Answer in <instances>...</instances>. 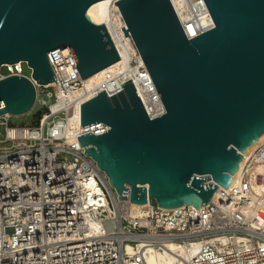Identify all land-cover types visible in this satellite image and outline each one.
Returning <instances> with one entry per match:
<instances>
[{"label": "water", "instance_id": "water-1", "mask_svg": "<svg viewBox=\"0 0 264 264\" xmlns=\"http://www.w3.org/2000/svg\"><path fill=\"white\" fill-rule=\"evenodd\" d=\"M94 1L0 0V67L22 61L45 84L56 79L46 56L56 47L69 46L83 79L117 61L104 24L86 13ZM204 2L214 27L189 39L169 0L114 2L164 106L150 118L130 78L80 104L83 127L108 125L77 138L119 199L129 189L132 203L200 207L264 136V0ZM34 101L29 78H0V114Z\"/></svg>", "mask_w": 264, "mask_h": 264}, {"label": "built area", "instance_id": "built-area-1", "mask_svg": "<svg viewBox=\"0 0 264 264\" xmlns=\"http://www.w3.org/2000/svg\"><path fill=\"white\" fill-rule=\"evenodd\" d=\"M115 1L107 6L116 10L118 25L114 23L113 33L104 26L134 84L143 59L131 34L124 35L121 27L127 26ZM169 2L188 39L214 27L204 0ZM46 56L56 81L45 84L25 73L22 61L0 67V78H29L35 87L33 107L44 108L38 124L31 125L10 126L13 115L0 114L5 129L0 142L10 141L0 146V264H144L146 250L162 249L166 242L187 250L196 245L186 264H264V140L243 158L230 185H219L208 203L163 208L152 198L142 204V214L132 213L129 189L127 198L119 199L77 138L108 125L99 121L73 134L67 127L77 105L103 89L107 96L116 93L127 79H120L122 72L106 76L104 68L88 86L69 46ZM76 89L79 94L70 98ZM9 128H21L25 135L10 137ZM89 221L96 223L91 227Z\"/></svg>", "mask_w": 264, "mask_h": 264}, {"label": "bare ground", "instance_id": "bare-ground-1", "mask_svg": "<svg viewBox=\"0 0 264 264\" xmlns=\"http://www.w3.org/2000/svg\"><path fill=\"white\" fill-rule=\"evenodd\" d=\"M110 0H97L92 2L86 9L87 13L93 20V22L105 24L113 33V27L114 23H116V10H110L108 9L107 3ZM116 25H118L116 23ZM192 28H188V32L192 33ZM107 73L106 76H110L111 74H115L118 72H122L119 77L120 79H129L131 78V74L129 72H123V65L122 63L115 61L114 63L108 65L106 68ZM103 70L100 71L102 73ZM34 79V78H33ZM35 80V79H34ZM134 84L136 87V90L141 98V102L146 109L147 113L151 117L158 116L164 112V106L163 103L158 95L157 89L152 81V78L150 74L148 73L146 66L143 62V65L141 68L137 71V76L134 78ZM110 86V84H109ZM80 92V89H76L73 92L70 93V98L73 96L78 95ZM79 105L76 107V111L73 117L69 118L67 121V127L69 134H73L77 132L80 127L82 126L80 124V111H79ZM8 135L10 137H22L25 135V132L21 128H9L8 129ZM262 140H264V136L256 138L253 140V144L251 147L240 153L241 160L237 162V169L241 165L243 158L249 154L252 149L259 144ZM237 169L230 174L231 181L234 180L236 177ZM230 183L226 186L228 187ZM90 187L88 182H85V190H88ZM133 210L132 213L142 214V204L132 203ZM109 217V216H108ZM91 223V227L94 226V223L89 221ZM126 249L128 251H131L130 244L126 245ZM196 249V245H193L189 250H187L185 247L181 246L180 244L176 242H166L165 247L162 249H157L154 247H149L145 254H144V264H186V260H189L191 256L194 254Z\"/></svg>", "mask_w": 264, "mask_h": 264}, {"label": "rangeland", "instance_id": "rangeland-1", "mask_svg": "<svg viewBox=\"0 0 264 264\" xmlns=\"http://www.w3.org/2000/svg\"><path fill=\"white\" fill-rule=\"evenodd\" d=\"M2 71H4V68H2ZM23 71L25 73H29L30 69L26 66V64H23ZM101 76L100 71L87 77L85 79L86 84L89 86L91 85L95 80L99 79ZM44 110L42 106L39 104H36L29 112L17 115V116H11L9 119V125L10 126H21V125H31V124H38V117L41 114V112ZM4 126L0 125V139L4 137ZM10 141L6 142H0V146L2 145H9Z\"/></svg>", "mask_w": 264, "mask_h": 264}]
</instances>
